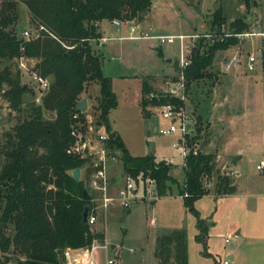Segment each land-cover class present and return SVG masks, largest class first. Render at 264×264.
<instances>
[{"label":"rangeland","instance_id":"rangeland-1","mask_svg":"<svg viewBox=\"0 0 264 264\" xmlns=\"http://www.w3.org/2000/svg\"><path fill=\"white\" fill-rule=\"evenodd\" d=\"M152 1L151 6L141 13V19L124 20L117 24L109 19L103 20L102 35L109 36V39L101 45H98L102 42L100 38L92 42L95 50L101 53L103 73L108 77L117 100L107 115V121L101 123L98 116L99 84L94 82L89 85L82 97L88 100L85 111L88 136L94 139L97 132L110 134L113 131L120 135L123 145L133 155L155 153L156 160L170 163L168 174L175 181L170 187L173 194L154 200L155 204L147 200L135 205L137 209L130 215L118 210L112 215L109 213L112 208L107 211L98 209V220L91 228L103 231V223H106L108 255L113 256L115 250H119L118 260L122 264L158 263L154 254L157 238L154 239L152 226L148 224L151 215L157 219L159 228L176 226L186 229L188 264H224V260H228L227 252L236 247L241 252L234 260H229V264H264V171L256 168L259 159H264V65L257 63L254 70H247L243 52L240 64L224 71V58L236 51L235 47L229 46L216 51L212 65L207 68L208 74L191 80L186 89L183 104L187 109L193 108L190 121L192 135L199 133L200 143L208 139L202 150L219 155L214 159L212 181L209 187H205L208 193L194 202L199 216L183 206L178 194V187L184 183V156L180 145H172L177 135L158 133L157 126L167 125L168 121L159 117L154 104L148 102L143 109V99H148V93L164 92L175 80L180 70V35L211 33L210 29L215 31L213 29L217 26L212 28V21L216 10L226 17L220 26L225 33L218 38L229 33V22L239 15L246 16L250 27H256L255 22H259L264 30V0H253L255 2L249 11L242 0ZM17 4L15 21L18 33L22 35L28 30L34 35L36 29L30 20L27 5L20 1ZM162 36H174V41H161L159 37ZM195 41L189 38L183 40L188 48L195 46ZM260 41V36L249 39L244 51H254ZM28 65L33 67V58L28 57ZM4 66L16 73L18 60L1 61L0 69ZM20 75L21 82L33 89L35 102H40L48 89L41 95L27 76L21 72ZM143 82L149 83V91H142ZM2 86L8 88L5 83ZM31 95L27 93V102L32 100ZM50 114L47 111L43 113L44 117ZM21 116V112L10 107L0 90V166L5 159L2 152L5 133L12 131ZM242 148V153H239L238 149ZM236 157L237 163H233L232 159ZM116 166L114 172L119 175L118 163H107L110 176ZM223 169L237 172L225 174L234 183V188L237 182V187L230 195L217 196L214 194L216 176L222 174ZM81 172L80 177H84L88 187L85 167ZM90 195L93 197L94 193L91 191ZM198 218L207 228L203 235L197 225ZM238 227L242 229L240 236L235 234ZM163 230L157 231L156 237L163 234ZM225 238L229 241L224 242ZM131 248L133 251L130 252ZM10 257L5 264H20L18 253H11ZM104 258L105 253L98 248L97 262L102 263Z\"/></svg>","mask_w":264,"mask_h":264},{"label":"trees","instance_id":"trees-1","mask_svg":"<svg viewBox=\"0 0 264 264\" xmlns=\"http://www.w3.org/2000/svg\"><path fill=\"white\" fill-rule=\"evenodd\" d=\"M27 5L30 20L37 35L25 39L16 27L17 2ZM247 11L255 1L242 0ZM152 0H0V62L11 61L24 55L34 59L35 69L50 80L49 88L40 102H35V93L21 82L20 72L13 73L8 66L0 69V90L10 107L22 113L11 132H6L2 145L5 159L0 166V264L10 260L11 253L20 264H62L66 247L90 246L93 241L102 243L103 231H95L83 220L82 210L91 203L89 189L84 177L75 180L71 171L85 167V179L92 171L90 157L68 153L66 148L74 142L71 129L78 120L86 125L85 112L72 115L76 104L89 85L99 84L100 122L107 121L108 113L117 100L108 77L101 67V53L92 42L102 37L99 22L109 20L130 21L141 19V13ZM209 36L201 34L195 41L191 63L184 70L187 87L191 80L207 75L216 51L226 49L238 42L234 35L250 28L246 16H238L228 24L223 35L220 26L226 17L216 10ZM214 32V33H212ZM210 38H208V37ZM23 47V50H21ZM263 65H264V41ZM5 83L8 88H3ZM151 89L143 82L142 91ZM32 100L27 102V93ZM168 101L183 103L180 99L160 96L159 99H143L154 105ZM22 105H25L23 108ZM50 112L44 117L43 113ZM147 113V111H146ZM108 127V126H107ZM199 128H196L198 130ZM198 137V138H197ZM199 133L189 139L200 141ZM109 146L120 149L123 169L137 174L149 171L158 180L160 195L167 193L175 181L168 174L170 163L156 160L155 155H133L123 145L120 135L111 131ZM191 146V145H190ZM216 154L199 150L190 153L183 166L184 183L179 187L187 210L196 212L194 202L208 193L205 181L212 180ZM82 173V172H81ZM216 195L234 190L228 176L217 174ZM86 188L89 200L84 198ZM199 216V215H198ZM201 235L206 226L198 218ZM11 232L7 233L6 230ZM158 263L188 264L186 229L183 227L164 231L156 239L154 251Z\"/></svg>","mask_w":264,"mask_h":264},{"label":"built area","instance_id":"built-area-1","mask_svg":"<svg viewBox=\"0 0 264 264\" xmlns=\"http://www.w3.org/2000/svg\"><path fill=\"white\" fill-rule=\"evenodd\" d=\"M114 23H119L120 20H113ZM256 27H250L247 30L241 31L234 34L238 38V42L231 45L236 48V51L230 56L224 58V71L231 69L235 65H239L243 60L244 52V63L247 70L252 71L255 69L257 63L263 65V47L262 43L264 41V30L260 29V24L255 22ZM133 30V27L130 28ZM37 35V34H35ZM201 34H190V35H180V56L178 59V64L180 65V70L177 73L175 80H172L170 85L164 92H150L148 93L149 99H159L160 96H167L169 98H177L181 101L186 100V81L184 70L191 63V47L188 48L183 40L189 38L193 41ZM210 35V34H206ZM226 35H232V33H226ZM146 36V35H145ZM255 36H260L261 41L259 45L256 46L254 51H244L246 41L252 39ZM22 37L25 39L31 38V32L24 31ZM161 41L165 39L168 42L174 41V36L159 37ZM105 40L106 38H100ZM252 42V41H251ZM228 48V47H227ZM23 50V47H21ZM18 67L22 73L29 78V80L37 86L39 93L42 95L45 90L49 88V79L47 76H43L38 71L31 69L28 65V58L21 55L18 58ZM157 108V114L159 117H163L168 121L167 125H158L157 131L162 134H176L177 140L173 143V146L180 145L182 147V155L185 159L188 154H196L200 148V141H193L190 144V138L192 135V130H190V121L192 119L191 109H187L183 103L168 101L165 103H160L155 105ZM78 112L76 111L72 117L78 119ZM87 125H83L78 120L76 126L71 129V134L74 136V142L69 145L66 150L68 153L80 155L82 157H90L92 162V171L88 174V188L90 192L94 193L91 197V202L89 205L87 213V221L90 225L95 224L98 220V215L96 211L101 209L107 211L110 208L117 206L123 210L129 209L134 203L138 201H154L158 200L161 195L158 189V180L155 176L151 175L149 171L139 172L137 174H132L131 172H126L123 169L121 152L120 149L115 146H109L107 141L109 139V134L105 131L97 132L95 138H90L87 133ZM90 128V126H88ZM91 130V128H90ZM191 145V146H190ZM118 163L121 165V170L117 178H112L107 169V163ZM256 168L264 171V159H259V163ZM224 175L227 173L234 174V170L230 169L222 172ZM212 181V180H211ZM211 181H205V187H209ZM229 239L225 238L224 242H228ZM109 244L106 240L102 243L93 241L90 246L82 247H66L63 253L64 264H122L119 262V250H115L113 256H109ZM101 248L105 253V258L102 263H98L96 259V251ZM133 249H130V252ZM229 260H224V264H228Z\"/></svg>","mask_w":264,"mask_h":264},{"label":"crops","instance_id":"crops-1","mask_svg":"<svg viewBox=\"0 0 264 264\" xmlns=\"http://www.w3.org/2000/svg\"><path fill=\"white\" fill-rule=\"evenodd\" d=\"M102 22V21H101ZM101 22H99V30H100V32H101V35H102V30H101ZM113 22V21H112ZM259 23V22H258ZM260 24V23H259ZM260 29H261V25H260ZM262 30V29H261ZM102 38H106L105 40H102V42H100V43H98V45H101V44H104V42H106L108 39H109V36L108 37H104L103 35H102ZM96 45H97V43H96ZM170 62V61H169ZM189 109H191V111L193 112V108H189ZM99 123V122H98ZM151 127V126H150ZM205 140H208V139H205ZM207 142V141H206ZM201 144V143H200ZM207 144V143H206ZM204 146H205V143H204ZM205 148V147H204ZM239 150V153H242V151H243V148L242 149H238ZM152 154H154L155 155V153H152ZM219 157V155L217 154L216 155V157L215 158H218ZM237 161V160H236ZM234 163V162H233ZM237 163V162H236ZM115 164V163H114ZM119 165V164H118ZM120 166V168H121V165H119ZM116 169H117V166H116V168H114L113 170H112V175H111V177L112 178H117V174L115 173L116 172ZM121 170V169H120ZM115 171V172H114ZM174 184V183H173ZM234 184V183H233ZM171 186H172V184H171ZM236 187H237V182L235 183V188H234V190H233V192H230V193H227V194H223V195H217V196H227V195H230L231 193H234L235 191H236ZM178 190H179V187H178ZM264 192V191H263ZM173 194V192L169 189L168 191H167V193H165V194H162L161 195V197L159 198V199H161L163 196H171ZM178 194H179V191H178ZM214 194H215V192H214ZM180 195V194H179ZM216 195V194H215ZM181 196V195H180ZM181 198H182V203H183V197L181 196ZM158 199V200H159ZM147 201V200H146ZM157 201V200H156ZM156 201H154L153 203L155 204L156 203ZM140 203H144V201H138V202H136V203H134L129 209H127V210H123V209H121V208H119V207H117V206H114V208H112L111 209V211H109V213L110 214H112V215H114V214H116V212H117V210L118 211H120V212H123V213H127V214H129L130 215V213H134L135 211V205H141ZM153 204V205H154ZM183 206H184V204H183ZM144 207H145V205H144ZM185 207V206H184ZM186 208V207H185ZM137 209V208H136ZM107 213V212H106ZM105 213V214H106ZM149 213H150V211H149ZM150 215H151V213H150ZM148 224L150 225V226H152V232H151V234L154 236V239L155 238H157L159 235H157V237H156V232L157 231H159V230H163V231H168V230H171V229H173V228H179V227H176V226H170V227H163V228H159L158 227V225H157V219H155V217L153 216V215H151V217L149 218V220H148ZM103 231H104V233H105V238H106V240H107V235H106V232H105V228H106V223L104 224L103 223ZM241 233H242V229L240 228V227H238V229L235 231V234L236 235H238V236H240L241 235ZM150 234V235H151ZM146 240H147V238H146ZM146 240H144V241H146ZM109 240H107V242H108ZM241 252V250H240V248H238V247H236V248H231L230 250H229V252H227V254H226V257H227V259L228 260H234L238 255H239V253ZM264 255V254H263ZM264 257V256H263ZM229 264V263H228Z\"/></svg>","mask_w":264,"mask_h":264},{"label":"water","instance_id":"water-1","mask_svg":"<svg viewBox=\"0 0 264 264\" xmlns=\"http://www.w3.org/2000/svg\"><path fill=\"white\" fill-rule=\"evenodd\" d=\"M193 48V47H192ZM168 61H171V59H167ZM88 108V100L85 98V97H81L80 99H78V102L76 104V110L77 111H86ZM100 123V122H99ZM98 123V124H99ZM206 140H203L201 142V144L199 145L201 149H204V143H205ZM152 154V153H151ZM236 158H233L232 159V162L236 163ZM71 174L73 176V178L75 180H79L80 179V174H81V170L79 168H75L71 171ZM83 195H84V198H86L87 200H89V194H88V191L86 188L83 189ZM88 209H89V205H86L83 210H82V215H83V220H87V213H88Z\"/></svg>","mask_w":264,"mask_h":264}]
</instances>
